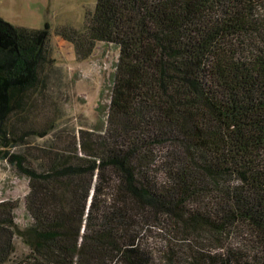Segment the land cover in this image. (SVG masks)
<instances>
[{"label":"trees","instance_id":"obj_1","mask_svg":"<svg viewBox=\"0 0 264 264\" xmlns=\"http://www.w3.org/2000/svg\"><path fill=\"white\" fill-rule=\"evenodd\" d=\"M258 6L96 0L82 29L54 34L79 61L118 48L105 125L67 133L53 132L50 25L0 17V160L26 178L31 218L19 230L0 202V264H264Z\"/></svg>","mask_w":264,"mask_h":264},{"label":"rangeland","instance_id":"obj_2","mask_svg":"<svg viewBox=\"0 0 264 264\" xmlns=\"http://www.w3.org/2000/svg\"><path fill=\"white\" fill-rule=\"evenodd\" d=\"M96 0H0V17L14 26L40 29L50 25V50L55 70L47 73L49 93L56 104L53 132H77L79 129L96 130L105 125L112 77L118 56L114 45L95 46L85 60H77L73 46L54 34L61 25L82 29L85 16L92 12ZM51 134L38 143L49 142ZM28 192L26 178L18 175L11 166L0 160V202L13 201L14 221L19 230L27 227L31 218L25 209ZM152 232L151 247L160 241ZM17 257L27 251L20 236L14 239ZM156 264V263H155Z\"/></svg>","mask_w":264,"mask_h":264},{"label":"built area","instance_id":"obj_3","mask_svg":"<svg viewBox=\"0 0 264 264\" xmlns=\"http://www.w3.org/2000/svg\"><path fill=\"white\" fill-rule=\"evenodd\" d=\"M258 12L264 15V6H258Z\"/></svg>","mask_w":264,"mask_h":264},{"label":"crops","instance_id":"obj_4","mask_svg":"<svg viewBox=\"0 0 264 264\" xmlns=\"http://www.w3.org/2000/svg\"><path fill=\"white\" fill-rule=\"evenodd\" d=\"M100 43H98L96 46H99Z\"/></svg>","mask_w":264,"mask_h":264}]
</instances>
